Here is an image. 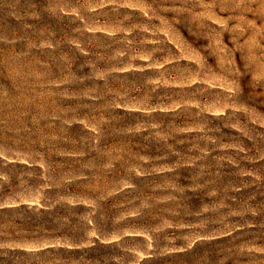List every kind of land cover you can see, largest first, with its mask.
Returning <instances> with one entry per match:
<instances>
[{"label":"rangeland","instance_id":"374dc122","mask_svg":"<svg viewBox=\"0 0 264 264\" xmlns=\"http://www.w3.org/2000/svg\"><path fill=\"white\" fill-rule=\"evenodd\" d=\"M20 202L81 203L82 227L0 209V264H264V0H0ZM77 230L115 241L39 235Z\"/></svg>","mask_w":264,"mask_h":264},{"label":"trees","instance_id":"16d2710c","mask_svg":"<svg viewBox=\"0 0 264 264\" xmlns=\"http://www.w3.org/2000/svg\"><path fill=\"white\" fill-rule=\"evenodd\" d=\"M154 104H157L156 102ZM163 105H168L170 104L169 101H163V103H160ZM160 112H169L171 110H160L157 109ZM84 205L81 203H75V204H68L65 206H56L54 208H48L45 206H38L36 204H30V203H26V202H20L18 204H10V205H5L3 207H0V209H17V210H25L28 213H31L35 216H33L36 220L34 224L35 225H44L45 228L51 227L54 225V221L55 219H60L59 221H62L61 219L65 218L67 219V221H70L71 224L78 226V229L81 228V220L78 217V214L80 213L81 208H83ZM74 212V215H72L70 212ZM40 236H46L45 238H47L48 243L47 246L45 248H51L54 245H52L53 240H55L56 238H62L65 239L66 241H68L70 244H72L71 247H65L70 249L71 251H80L82 250H94L99 246H104V245H110L111 243H113L115 240H111L110 239V235L111 233L107 232V233H103L102 236L103 237H107V240H100L99 237H92L89 239L88 244L84 245V246H79L81 243L84 242L83 238H84V232L83 231H69V232H47V233H43L40 232L39 233ZM129 236L128 234L122 236V237H127ZM62 247V246H59Z\"/></svg>","mask_w":264,"mask_h":264}]
</instances>
